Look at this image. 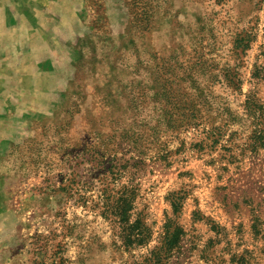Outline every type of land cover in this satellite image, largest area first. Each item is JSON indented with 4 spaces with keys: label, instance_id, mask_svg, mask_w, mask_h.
Segmentation results:
<instances>
[{
    "label": "rangeland",
    "instance_id": "obj_1",
    "mask_svg": "<svg viewBox=\"0 0 264 264\" xmlns=\"http://www.w3.org/2000/svg\"><path fill=\"white\" fill-rule=\"evenodd\" d=\"M5 57L0 264H264V0H0Z\"/></svg>",
    "mask_w": 264,
    "mask_h": 264
},
{
    "label": "crops",
    "instance_id": "obj_2",
    "mask_svg": "<svg viewBox=\"0 0 264 264\" xmlns=\"http://www.w3.org/2000/svg\"><path fill=\"white\" fill-rule=\"evenodd\" d=\"M7 58H1L0 60H6ZM38 59V60H37ZM34 57V63L31 64V70L33 72L37 71V67L44 71L47 70L54 73L56 66L53 63V57L43 56L39 59V57ZM27 60V57L25 58ZM42 62V65H40ZM0 66H4V63H0ZM23 68H26V64L22 65ZM21 70V69H19ZM20 75H27V71L23 73H19ZM3 93L5 91H2ZM0 100V156L5 155L9 150L10 145L19 146L22 143V140L28 138V127L27 123L22 121V117L27 113L22 111L20 108L23 106L21 102L12 103L9 101L8 104L4 100V97H1ZM41 104V105H40ZM40 109L43 107V102H40ZM12 108L15 110L12 111ZM43 113L42 110L39 111ZM14 120V121H13Z\"/></svg>",
    "mask_w": 264,
    "mask_h": 264
},
{
    "label": "trees",
    "instance_id": "obj_3",
    "mask_svg": "<svg viewBox=\"0 0 264 264\" xmlns=\"http://www.w3.org/2000/svg\"><path fill=\"white\" fill-rule=\"evenodd\" d=\"M123 220L125 219L124 217L122 218ZM134 227H138V221H135V226Z\"/></svg>",
    "mask_w": 264,
    "mask_h": 264
}]
</instances>
